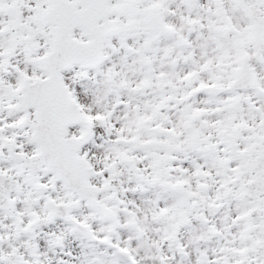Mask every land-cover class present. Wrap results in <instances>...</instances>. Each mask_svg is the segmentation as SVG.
Here are the masks:
<instances>
[{"label": "snow or ice", "instance_id": "obj_1", "mask_svg": "<svg viewBox=\"0 0 264 264\" xmlns=\"http://www.w3.org/2000/svg\"><path fill=\"white\" fill-rule=\"evenodd\" d=\"M0 264H264V0H0Z\"/></svg>", "mask_w": 264, "mask_h": 264}]
</instances>
